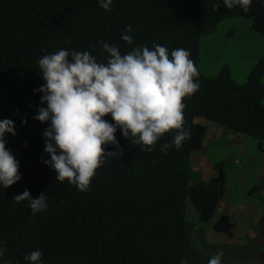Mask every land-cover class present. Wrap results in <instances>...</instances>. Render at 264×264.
Here are the masks:
<instances>
[{"label":"trees","instance_id":"obj_1","mask_svg":"<svg viewBox=\"0 0 264 264\" xmlns=\"http://www.w3.org/2000/svg\"><path fill=\"white\" fill-rule=\"evenodd\" d=\"M173 1L112 0L113 10L105 11L98 0H0V120L10 119L15 125L16 135L5 133L4 139L21 174L14 185L0 186V243L5 249L0 264H30L24 257L34 250L41 251V264H201L200 259L210 260L196 246L200 232L186 219L185 205L188 199L200 221H211L224 194L226 176L220 162L207 180L190 182L192 154L203 149L207 132L206 124L197 118L256 138L264 154V84L260 82L264 54L243 83L231 78L228 66L213 77L199 72V90L183 101L184 129L191 131V137L179 149L161 151L175 131L161 137L153 151H141L117 128L118 145L103 147L106 153L118 152L96 170L86 192L67 180L57 181L53 169L41 162L50 159L43 137L50 121L34 119L38 108L47 107L40 103L43 93L34 91L44 84L37 63L44 55L61 49L88 51L97 61L106 62L108 54L100 41L116 45L122 54L135 46L151 48L155 42L169 53L176 48L190 51L197 67L200 38L225 19H248L264 35V0H252L247 14L239 7L228 9L223 0H191L182 10H173ZM122 33L132 37L131 44L121 39ZM104 119L114 123L111 115ZM25 189L32 198L44 192L47 209L33 214L27 201L12 200ZM261 191L264 176L262 185L248 192ZM259 203L257 199L255 206L238 208L237 216L263 211ZM238 227L242 235L233 214L221 212L210 231L204 232L206 245L211 246L206 241L210 232L223 234L226 246L235 243Z\"/></svg>","mask_w":264,"mask_h":264},{"label":"clouds","instance_id":"obj_2","mask_svg":"<svg viewBox=\"0 0 264 264\" xmlns=\"http://www.w3.org/2000/svg\"><path fill=\"white\" fill-rule=\"evenodd\" d=\"M105 11H112V0H98ZM228 9L250 10L252 0H223ZM219 4L214 6V10ZM131 31V26L126 27ZM121 39L132 43L126 34ZM108 54L106 62L88 51L61 49L44 55L38 61L44 84L34 91L43 93L34 119L50 121L43 132L44 151L50 159H42L56 173V180L74 185L79 191L90 189L96 170L106 158L116 152H105L104 145H118L117 128L131 144L141 151H153L154 145L169 131L176 134L161 151L179 149L190 139L191 131L184 129V99L199 90V71L184 48L169 50L153 42L152 47L135 46L122 54L116 45L100 41ZM111 115L110 123L105 116ZM27 121H23L26 123ZM5 133L16 135L10 119L0 120V186L8 188L21 180L19 163L6 147ZM16 203L28 202L33 214L47 209L42 192L32 198L25 189L15 195ZM5 249L0 243V257ZM224 253L218 252L208 264H222ZM42 253L34 250L24 257L30 264H41ZM11 264V262H7Z\"/></svg>","mask_w":264,"mask_h":264},{"label":"rangeland","instance_id":"obj_3","mask_svg":"<svg viewBox=\"0 0 264 264\" xmlns=\"http://www.w3.org/2000/svg\"><path fill=\"white\" fill-rule=\"evenodd\" d=\"M190 1L174 0L170 6L173 10H182L188 6ZM236 18L245 20V18L241 17ZM226 21L220 22L213 33L200 38L198 69L204 73V76L213 77L220 71L222 67L219 66L220 63L226 62L231 65L230 69L232 68L231 78L236 83H243L253 64L264 54V35L257 33V35H260L258 37H261L259 38L260 40L250 38L247 40L248 42L243 43L241 41V45L236 41V36H233L227 43L229 44L228 48L220 49L224 43L223 41L227 40L224 35V27L228 23ZM254 43H256V49L252 46ZM254 55H256V59H254L253 63H251V60L245 61V56L246 58H251ZM260 82L264 84V76L260 79ZM197 121L204 122L209 129H211L210 125L214 124L203 118H197ZM245 137L242 140H238L235 136L223 130L217 137L207 136L205 147L192 154L190 182L207 180L215 173L216 164L220 162L223 164L226 173L224 197L226 201L234 205L235 208L229 207L228 210L233 214L237 224H240L243 230L241 235L239 227L236 229L238 240L235 243H230L228 246L224 245L223 237L225 236L223 234L210 232L206 241H209L211 246L206 245L204 232L210 231L213 220L218 214L225 212L227 209H225L223 203L219 204L213 219L208 222H202L198 219L197 211L187 199L185 205L186 219L194 224L196 233L200 232L196 241L197 248L202 250L208 257H213L222 251L224 253L222 264H264V210L255 213L253 216L247 215V217L242 213L243 218L237 216V209L241 207L235 206L237 204L245 207L249 205V208L257 205V199L260 200L259 208L264 206L263 191L248 192L253 186L262 185L260 176L264 168V154L259 151L257 147L258 140L256 138ZM249 220L251 221V225H247V227L246 222ZM200 260L198 263L208 264L202 259Z\"/></svg>","mask_w":264,"mask_h":264},{"label":"crops","instance_id":"obj_4","mask_svg":"<svg viewBox=\"0 0 264 264\" xmlns=\"http://www.w3.org/2000/svg\"><path fill=\"white\" fill-rule=\"evenodd\" d=\"M227 20L226 22V25H225V29H224V35L225 37L227 38L226 41H223L224 43L221 45L220 49H227L229 44H227L230 40V38H232L233 36H236V41L239 43V45H241V43L243 42H248L247 40H249L250 38H253V39H257V40H260L259 38L261 37H258L260 35H257V31H255L252 26H251V22L247 19L245 20H241V19H237L236 17H232V18H229V19H225ZM224 21V20H223ZM222 22V21H221ZM220 23V22H219ZM215 31V30H214ZM256 32V33H255ZM213 33V32H212ZM211 34V33H210ZM260 34V33H258ZM262 40V39H261ZM264 40V39H263ZM242 41V42H241ZM259 42V41H258ZM264 43V41H263ZM253 48L256 49V43H254L253 45ZM256 51V50H255ZM256 53V52H255ZM262 53V51H261ZM261 55V54H259ZM254 59H256V55H254L253 57L251 58H246L245 56V61H250L251 60V63L254 62ZM200 61V59H198ZM219 66H228L229 69H230V66L228 63L226 62H221ZM197 68H198V64H197ZM232 69V68H231ZM231 69H230V74H231ZM246 69H247V66H246ZM199 70V69H198ZM200 73L204 74L203 72H201L199 70ZM242 72V70H241ZM206 75V74H205ZM264 76V74L262 75V77ZM261 77V79H262ZM263 84V83H262ZM264 99V98H263ZM262 99V100H263ZM262 104L264 105V101H262ZM211 129H209V127L207 126V132H206V136H205V139L207 138V136H211V137H217L221 131L225 130L227 132H229L230 134H232L233 136H235L238 140H242L243 138H246L245 135L243 134H240V133H234V132H231L229 131L228 129H226L225 127L221 126V125H216V123H214L213 125H210ZM218 126V127H217ZM210 130V132H209ZM236 134V135H235ZM204 145H205V142H204ZM205 147V146H203ZM224 168V167H223ZM224 173H225V170H224ZM225 176H226V173H225ZM264 176V168H263V173L261 174L260 176V179L262 180V177ZM259 186V185H258ZM224 204L225 205V213H230L229 212V207H234V205H232L229 201H226L225 197H224V194L222 196V199H221V202L220 204ZM232 205V206H231ZM241 205V204H240ZM235 206H238V207H242V206H239L238 204L235 205ZM227 207V208H226ZM235 208V207H234ZM264 212V211H263ZM255 214V213H254ZM253 214V215H254ZM251 225V221H250V224L249 226Z\"/></svg>","mask_w":264,"mask_h":264}]
</instances>
